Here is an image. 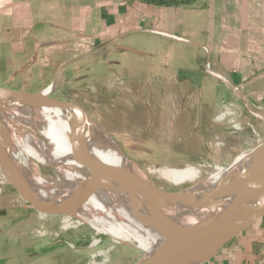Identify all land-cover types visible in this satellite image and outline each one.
<instances>
[{
	"label": "crops",
	"instance_id": "0c3cea01",
	"mask_svg": "<svg viewBox=\"0 0 264 264\" xmlns=\"http://www.w3.org/2000/svg\"><path fill=\"white\" fill-rule=\"evenodd\" d=\"M140 65L147 84L213 88L218 110L263 112L264 0H0V86L70 87ZM201 264H264V215Z\"/></svg>",
	"mask_w": 264,
	"mask_h": 264
},
{
	"label": "rangeland",
	"instance_id": "374dc122",
	"mask_svg": "<svg viewBox=\"0 0 264 264\" xmlns=\"http://www.w3.org/2000/svg\"><path fill=\"white\" fill-rule=\"evenodd\" d=\"M123 69L107 68L100 77L97 70L96 80L70 87L57 80L58 88L48 94L80 106L160 190L192 182L173 183L159 169L225 167L264 140V111L250 106L227 113L212 105L217 97L213 88L195 90L160 78L147 84L146 66ZM220 177L214 173L211 178ZM17 196L11 185L1 184L0 264H136L147 255L133 239H118L69 215L36 211Z\"/></svg>",
	"mask_w": 264,
	"mask_h": 264
},
{
	"label": "bare ground",
	"instance_id": "6f19581e",
	"mask_svg": "<svg viewBox=\"0 0 264 264\" xmlns=\"http://www.w3.org/2000/svg\"><path fill=\"white\" fill-rule=\"evenodd\" d=\"M54 86V83L48 85L43 92L47 94ZM85 123L79 110L72 106H68L64 112L56 105L40 106L31 99L7 102L0 105V157L20 179L28 195L53 199L77 192L81 184L87 183L85 157L76 154L73 143L78 141L86 145L94 158L95 178L106 194H89L85 189L78 190V195L85 194L84 202L69 208L67 215L89 224L97 231L113 234L118 239L135 240L136 246L146 251V257L170 235L184 228L236 213L239 210V195L264 176V169L257 172L256 158L253 157L223 188L202 196L176 216L168 215L145 223L129 212H123V209L114 208L110 199L132 209L137 195L131 179H136L137 188L146 194L158 193V188L146 174L129 162L103 128ZM83 125L89 127L86 138L79 130L84 128ZM248 151L238 156L231 166L242 163ZM40 166L49 168L52 174L42 173ZM227 170L225 167L208 169L186 165L179 169L158 171L173 183L198 181L211 184L216 181L211 178L214 173L223 176ZM111 174L125 178V181L111 180ZM3 182L7 180L0 171V191ZM16 200L25 202L19 195ZM187 260L181 264L193 263L195 257ZM144 261L136 264H143Z\"/></svg>",
	"mask_w": 264,
	"mask_h": 264
},
{
	"label": "water",
	"instance_id": "95a60500",
	"mask_svg": "<svg viewBox=\"0 0 264 264\" xmlns=\"http://www.w3.org/2000/svg\"><path fill=\"white\" fill-rule=\"evenodd\" d=\"M22 99L34 100L40 106L56 105L64 112H66L68 106L76 107L83 119H85L86 125L93 124L102 129L101 125L89 117L80 106L70 101L52 97L48 93L45 94L43 90L32 91L0 86V105ZM86 125H83L84 128H82V130L81 128L79 129L84 138L87 137L89 131V127H86ZM73 147L78 156L84 155L85 169L87 170V183L81 184L76 191L78 192L80 189H85L86 193L89 194H106L105 190L95 178V162L88 147L78 141L73 143ZM248 149L249 151L242 163L231 166L234 158L232 162L225 166V168H228L226 173L211 184H201L197 181L175 190L163 191L158 188V193L146 194L137 188L139 187L137 184L138 181L136 179H131V184H133V189L137 195L134 200V207L132 209H127L118 201L110 199L113 202L112 206L116 209H123L122 211L125 213L129 212L133 214L134 217L145 223L152 222V220L156 221V218H162L168 215L176 216L194 204L202 196L210 194L211 191L223 188L251 158H256L257 172L262 171L264 169V140L248 147L244 151ZM0 171L9 185L15 189L17 195L36 211L46 214L67 215L69 214V208L84 202L85 194L83 193L84 196L78 195L77 192L53 199H42L41 197L38 198V196L34 197L28 195L20 179L1 157ZM110 179L118 180L119 182L120 180L125 181V178H120L118 175L115 176V174H111ZM238 200L239 210H237L236 213L219 219L205 220L199 222L197 225L189 226L170 235V237L164 240L161 245L143 259L145 260L143 264H181L182 261H189L187 259L192 257H195V261L190 264H201L218 248L238 234L244 227L256 218L264 215V176L257 180L256 183L246 191L242 192ZM117 211L118 210L115 212Z\"/></svg>",
	"mask_w": 264,
	"mask_h": 264
},
{
	"label": "trees",
	"instance_id": "16d2710c",
	"mask_svg": "<svg viewBox=\"0 0 264 264\" xmlns=\"http://www.w3.org/2000/svg\"><path fill=\"white\" fill-rule=\"evenodd\" d=\"M142 1L146 3H150V4H156V5H183V4L191 3L194 0H142Z\"/></svg>",
	"mask_w": 264,
	"mask_h": 264
},
{
	"label": "flooded vegetation",
	"instance_id": "af4514ba",
	"mask_svg": "<svg viewBox=\"0 0 264 264\" xmlns=\"http://www.w3.org/2000/svg\"><path fill=\"white\" fill-rule=\"evenodd\" d=\"M2 212L0 211V214H1ZM3 214V213H2Z\"/></svg>",
	"mask_w": 264,
	"mask_h": 264
}]
</instances>
